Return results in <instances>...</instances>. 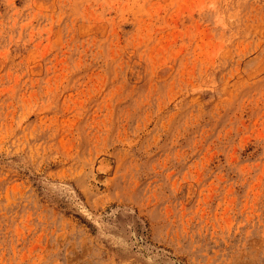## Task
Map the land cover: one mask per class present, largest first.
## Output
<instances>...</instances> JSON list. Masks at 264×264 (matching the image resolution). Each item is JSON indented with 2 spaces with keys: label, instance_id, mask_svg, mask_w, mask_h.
<instances>
[{
  "label": "rangeland",
  "instance_id": "rangeland-1",
  "mask_svg": "<svg viewBox=\"0 0 264 264\" xmlns=\"http://www.w3.org/2000/svg\"><path fill=\"white\" fill-rule=\"evenodd\" d=\"M0 264H264V0H0Z\"/></svg>",
  "mask_w": 264,
  "mask_h": 264
},
{
  "label": "bare ground",
  "instance_id": "bare-ground-1",
  "mask_svg": "<svg viewBox=\"0 0 264 264\" xmlns=\"http://www.w3.org/2000/svg\"><path fill=\"white\" fill-rule=\"evenodd\" d=\"M100 168H101V166H99V169H100ZM102 169L104 170L103 167L101 168V170H102ZM103 170H102L101 174L104 172ZM99 173H100V172H98V174H99ZM101 174H100V175H101ZM96 175H97V174H96ZM100 175H99V176H100ZM102 178H103V177H102V175H101V179H102ZM97 179H100V178L97 177ZM100 181H102V180H100ZM102 182H103V181H102Z\"/></svg>",
  "mask_w": 264,
  "mask_h": 264
}]
</instances>
